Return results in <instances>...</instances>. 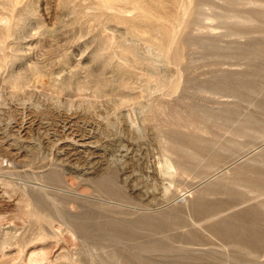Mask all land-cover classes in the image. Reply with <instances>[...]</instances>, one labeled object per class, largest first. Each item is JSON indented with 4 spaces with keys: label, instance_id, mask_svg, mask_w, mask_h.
Here are the masks:
<instances>
[{
    "label": "rangeland",
    "instance_id": "374dc122",
    "mask_svg": "<svg viewBox=\"0 0 264 264\" xmlns=\"http://www.w3.org/2000/svg\"><path fill=\"white\" fill-rule=\"evenodd\" d=\"M0 264H264V0H0Z\"/></svg>",
    "mask_w": 264,
    "mask_h": 264
}]
</instances>
